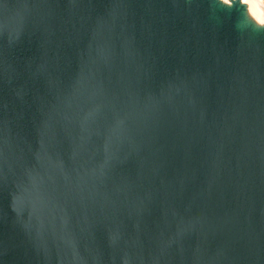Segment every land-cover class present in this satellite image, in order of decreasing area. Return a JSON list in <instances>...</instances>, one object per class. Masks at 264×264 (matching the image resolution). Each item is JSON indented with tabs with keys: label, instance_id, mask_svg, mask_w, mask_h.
<instances>
[{
	"label": "water",
	"instance_id": "1",
	"mask_svg": "<svg viewBox=\"0 0 264 264\" xmlns=\"http://www.w3.org/2000/svg\"><path fill=\"white\" fill-rule=\"evenodd\" d=\"M251 19L241 0H0V264H264Z\"/></svg>",
	"mask_w": 264,
	"mask_h": 264
},
{
	"label": "bare ground",
	"instance_id": "2",
	"mask_svg": "<svg viewBox=\"0 0 264 264\" xmlns=\"http://www.w3.org/2000/svg\"><path fill=\"white\" fill-rule=\"evenodd\" d=\"M223 2H229V0H222ZM246 5L249 15L260 21H264V10L260 3L256 0H241Z\"/></svg>",
	"mask_w": 264,
	"mask_h": 264
},
{
	"label": "clouds",
	"instance_id": "3",
	"mask_svg": "<svg viewBox=\"0 0 264 264\" xmlns=\"http://www.w3.org/2000/svg\"><path fill=\"white\" fill-rule=\"evenodd\" d=\"M240 11L243 12L244 9L241 8ZM250 23H251L252 25H254L255 27H257V28H264V21H260V20H257V19H255V18H252V19L250 20Z\"/></svg>",
	"mask_w": 264,
	"mask_h": 264
},
{
	"label": "rangeland",
	"instance_id": "4",
	"mask_svg": "<svg viewBox=\"0 0 264 264\" xmlns=\"http://www.w3.org/2000/svg\"><path fill=\"white\" fill-rule=\"evenodd\" d=\"M254 1H256V0H254ZM257 1L260 3L262 9L264 10V0H257Z\"/></svg>",
	"mask_w": 264,
	"mask_h": 264
}]
</instances>
